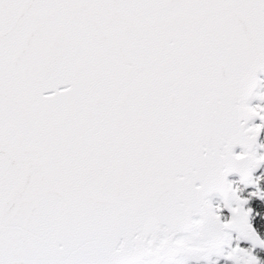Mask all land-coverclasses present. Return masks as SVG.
<instances>
[{
  "label": "snow or ice",
  "instance_id": "obj_1",
  "mask_svg": "<svg viewBox=\"0 0 264 264\" xmlns=\"http://www.w3.org/2000/svg\"><path fill=\"white\" fill-rule=\"evenodd\" d=\"M0 264H264V0H0Z\"/></svg>",
  "mask_w": 264,
  "mask_h": 264
}]
</instances>
